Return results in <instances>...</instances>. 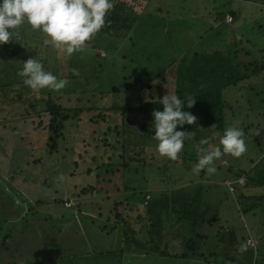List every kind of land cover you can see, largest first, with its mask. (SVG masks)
Masks as SVG:
<instances>
[{
  "label": "rangeland",
  "instance_id": "374dc122",
  "mask_svg": "<svg viewBox=\"0 0 264 264\" xmlns=\"http://www.w3.org/2000/svg\"><path fill=\"white\" fill-rule=\"evenodd\" d=\"M115 1L118 5L124 2V0ZM222 1L219 0V6ZM233 1L229 4L230 6L236 5L235 0ZM168 3L171 4V7L168 8L170 11L167 20H163L162 17L167 13ZM157 7L162 8L163 11H155L154 9ZM214 7H216L214 0H152V2L142 0L139 5L134 7L135 9L131 10V12L136 10L134 13L137 17H134L139 18L141 25L133 28L129 34L130 37H127L125 42L120 44L117 40L108 41V39L105 40L106 38L96 43L91 41V45L98 46V50L85 46V42L78 51H74L70 55L66 54L61 46L45 43L46 36L38 29H31L27 24V40L24 42L15 40L13 44L10 42L8 47L17 50V57L15 56L11 68L10 64L8 68L5 67L6 69L0 67V69L2 68L0 79L3 77L6 80L16 81L19 78L17 75L22 62L29 57L37 60L43 57L48 60L45 63L41 60L43 69L52 74L55 69L58 70L56 72L58 77H56L66 80V84L60 90L39 89L35 96L58 95L65 107H80L87 111L82 113L81 117L84 120L81 119L77 125L71 120L69 121L71 124L69 122L66 124L63 137L59 138L58 148L53 153H49L46 145V131L35 129L30 123L31 120H23L24 117L21 113L23 110L20 106L11 108L14 102L9 101L10 94L7 93L3 99H6V103L11 104L7 105L4 101L2 102L1 98L0 262L11 260L13 257H18L14 260L20 262L19 257H23L24 260L27 259L31 263L38 261L45 264H85L89 260L93 261V264H98L99 256L103 254L104 257L108 256L109 262L100 264H126V257L118 255L115 258L114 255H111L114 257L113 259L121 260L118 263L110 259L111 256L108 254L123 247L121 232L116 233L115 229L110 233L107 232L108 227L114 228L115 224L112 223V220L116 222L115 213L119 211L126 217L127 222L123 227L128 230L130 236H134L136 244L133 247L139 251L140 244L144 245L146 240L156 237L152 236V232L150 233L146 228L151 225V221L149 220L150 215L147 214V205L143 200L153 202V199L156 198L157 201L163 202L159 208H162L161 212H164L168 207L164 193L166 196L169 195L168 191H165L166 187L170 186L174 190L189 185L191 182L200 183L202 202H210L212 210L208 214L213 213V209L218 210V219L199 229V232L196 233H200L202 236L197 237L196 240L194 231L182 232L181 236H170V251L176 253L184 251L191 254L193 251L197 252L195 246H198L199 243L198 247L204 251L200 250L206 252L207 261H211L213 264H245L247 262V258L245 259L243 255L239 258V252L236 253L238 255L236 256L232 251L221 246L220 238L226 236V232L231 226L235 228L239 236L244 235V228H246V235L251 237L254 247L257 246L249 224L254 226V231L259 232L258 227L262 226L260 216H253L251 213L243 215L239 212L238 204L232 199L234 196L237 198L245 187L247 190L244 193L247 196L256 195L261 191V187L247 184L248 186H242L239 190L228 188L229 191L235 193L233 194L228 192L224 179L228 176L226 173L229 166L232 167L233 172H239L238 165L240 163L248 168L250 164H248L247 157L255 151L258 152L255 147L251 148L246 145V151L238 157L231 156L230 163L221 159L224 158L222 154L214 161L215 173L207 174L204 170H200L199 173L192 171L199 155L194 139L186 138L182 151L179 152V155L184 156V151H186L188 157L185 158H189L190 154L196 155L193 162L187 161V159L183 161L179 155L175 160L162 157L155 151L153 145L144 144L141 141L134 143V140L126 144V152L130 155L134 152L135 155V151H139L142 145L140 160L143 163L136 162L134 165L139 167L138 170L130 172L129 170L124 171L123 167H120L122 166L120 158L122 147L108 149L101 143V133L107 125H96L89 121L92 114L101 112L102 109L113 106L135 108L138 106L137 102L140 98L143 100L147 99L148 94L156 95L158 91L155 87L149 91L145 89L136 92L138 84L133 85L132 81H127L125 78L131 76V80H134L135 74L143 72L147 79L154 78L156 80L161 77L163 72L169 73L171 68L174 69L179 64V60L185 52H190L202 44L203 41L199 35L205 33L206 29L211 26L213 16L210 10ZM228 8L225 7V9ZM235 8H239L242 12H240L234 29L239 35H244L245 44L249 45L246 41L251 40L253 44L264 46V37L254 30L259 24L262 26L264 24V4L240 2ZM230 18H232L231 15L226 17L225 22L233 25V19L230 20ZM150 24L154 25L152 30H148L151 28ZM212 26L216 29V27L221 28L225 25L217 26L213 23ZM41 43H44L41 53H35L33 48L34 50L37 48L33 46H39ZM2 50L0 49L1 57L5 55L8 59L11 50L9 53L7 51V54L6 52L4 54ZM25 52L30 54L26 55ZM97 52L100 53L99 56L96 55ZM256 56L259 57V55ZM242 60H249L245 51L241 52ZM5 79H1V81H5ZM20 80L21 78L18 79V81ZM112 87H119L120 91L115 92ZM31 94L25 92L22 97L28 95L26 98L29 99ZM224 97L227 102V127H239L240 124L242 126L251 125L246 128L240 127L244 133L243 139L251 141L252 136H255L264 148V71L258 77H253L242 82L239 86L226 89ZM8 111L12 113L9 116L6 115ZM143 118L142 114L132 112L126 121L134 119L143 121ZM43 120L46 119L43 118ZM115 120L113 121L115 122ZM113 121L110 123H114ZM113 137L114 135H108L110 142L114 141ZM130 137L134 136L130 135ZM137 145L139 146L137 147ZM263 154L260 153L256 160ZM108 163L114 166L111 167ZM131 170H134L133 165ZM243 180L246 181V178ZM88 185L95 187L93 193L88 192L81 197L74 195V193L77 194L76 191ZM157 186L159 187L157 188ZM64 197L72 198L71 201H90L91 203L86 208H97L103 214H108L110 220L105 219V216H102L101 219L98 217L85 218L83 215H78L79 213L75 217L74 208L67 209L61 201H58ZM15 201H21L24 211L27 213L30 210L38 212L35 222L38 221L37 217L40 220L36 223L35 230L26 231L25 228H22V220L18 211L15 213ZM23 201L28 203V206ZM95 201H104L105 204H97ZM157 201L155 202L157 203ZM196 206L199 207L198 204ZM109 210L112 212L110 213ZM56 212L57 214H55ZM62 215H65L64 219L61 218ZM165 219L166 216L163 217V223H159L158 228L156 227L155 234L158 236L169 225ZM101 226L102 228L98 230ZM151 229L154 231L155 228ZM158 236L156 238L160 241ZM5 238L7 241H5V247L8 249H2L1 243ZM191 238L193 244L195 242L196 245H191L192 243L188 245ZM26 240L29 241L28 243L32 241V246L31 244L27 245ZM156 245L154 243L149 246L152 247L150 249L155 253L154 256L160 257L157 247L160 248L161 243L158 242ZM36 248H38V252L34 254ZM128 248L130 247L128 246ZM163 248L164 246L161 249ZM198 252L200 253V251ZM136 254L138 257L141 256L139 252Z\"/></svg>",
  "mask_w": 264,
  "mask_h": 264
},
{
  "label": "trees",
  "instance_id": "16d2710c",
  "mask_svg": "<svg viewBox=\"0 0 264 264\" xmlns=\"http://www.w3.org/2000/svg\"><path fill=\"white\" fill-rule=\"evenodd\" d=\"M150 1L152 2V0ZM112 2L113 7L105 16L104 25L98 32H96L90 39L86 41L85 46L93 49L96 48L98 50V46H92L91 41L96 43L103 38H106L105 40L108 39V41L117 40L121 44L122 42L126 41L127 37H130L129 34L132 32L134 27L141 25V22H139V18H136V10H134L133 12H131V10L135 9L134 7L139 5L142 0H124V2H122L123 4L119 5L115 3V0H112ZM214 2L216 7L210 10V12H212L211 15L213 16V19L211 18L212 24L206 29L205 33L199 35L201 41H203L202 44H200L190 52H185L180 58L179 64L174 69L171 68L169 73L167 71L163 72V74H161V77L157 78L156 80L154 78L147 79L143 72L135 74L136 78H134V80H131V76H127L125 78L127 81H132L131 84L133 85L138 84L136 92H140L145 89L149 91L155 87L158 91L156 95L148 94L147 99L143 100L140 98L137 102L138 106L135 108H117L113 106L111 108L108 107L106 109H102L101 112H97L96 114H92L90 116L89 121L92 124L107 125L105 130L101 133L102 138H100L101 143H103L106 148L116 149L119 146L122 147V154L120 155L122 166L120 167H123L124 171H137L139 167L135 166L134 164L136 162L143 163V161L140 160L142 158V152L140 151L143 149L142 145L139 151H135V155L133 154L134 152L130 155V153L126 152V144L128 142L135 140L134 143H138V141H141L144 144H150L155 147L156 141L152 138L154 129L152 127L151 114L153 110H162V105H160L159 99L163 95L168 93L176 94L182 100L187 97L195 99L194 104L191 108H187L186 106L182 107V110L188 111L190 114L196 117L194 123L192 125L184 124L183 126H178L176 130L188 131V133L186 134V138L194 139V144L199 145V142L203 139L206 140L207 143L202 147L217 146L219 135H221L224 128L227 127V102L224 97V91L226 89H231L235 86H239L242 82L250 80L253 77H258L260 76V73L264 71V46L253 44L251 40H247L246 42L249 45H246L244 35H239L234 29L236 27V21L239 19L240 12H242L239 10V8H235L237 3L246 2L248 4H264V0H235L236 5L234 6L229 5L230 3L234 2L233 0H223L221 6L218 5L219 0H214ZM167 6V13L164 17H162L163 20H167L168 13L170 11V9L168 8L171 7V4L168 3ZM130 7L132 8L129 9ZM225 7L229 8L225 9ZM154 10L159 12L163 11V9L160 7H157V9ZM229 15H231L233 19V25L231 23L225 22V18ZM213 23L217 24V26L219 24H224L225 26L221 28L216 27V29H214L212 26ZM149 26L151 28H148V30H152L154 28V25L152 26L150 24ZM26 27V23L21 24L15 30V34L9 39L7 43L0 44V49H3L2 51L4 54L5 52L7 54V51L9 53V51L11 50L8 59L5 55H2V57L0 55V67L8 68L10 64L11 68V64L13 63V61H15L14 59L17 55V50L15 48L8 47V45L11 43L13 44L15 40H17V42L18 40L23 42L26 41V35L28 34ZM254 30L256 32H259L261 37H264V24L263 26L259 24V26L255 27ZM43 45L44 43H41L39 46L34 45L33 47L37 48V50H34L33 48V51L35 53H41ZM242 51H245L246 56L247 58H249V60L241 61ZM25 53L26 55L30 54L29 52ZM96 55L99 56L100 53L97 52ZM256 55H259V57H257ZM41 58L43 57H40L39 62H41V60L44 61V63L48 61L44 58ZM57 71L58 70L55 69L53 75L57 76ZM6 75H8V73H6ZM17 76H19V78H17L16 81L10 79L6 80L3 77L1 79H5V81H1L0 79V101L1 98L3 99V96H5L7 93L10 94L9 101L14 102L11 108H17L20 106L23 110L21 112L22 116L24 117L23 120H31L30 123L34 126L35 129H44V131H46V145L49 153H53L58 148L59 138L63 137V130L65 129L66 124L71 120L73 122H76L75 125H77L82 119V113L87 110L80 107H65L58 95L45 94L41 95V97H36L35 95H37L38 90L29 89L22 83L23 77L19 74ZM20 78L21 80L18 81V79ZM112 90L118 92L120 91V88L112 87ZM25 92L32 93L31 95H29L31 99L26 98V96L28 95L22 97ZM3 101L6 103V99H3L2 102ZM18 101L21 103H19ZM6 104L8 105L11 103L7 102ZM91 109L94 108L91 107ZM91 109H89V111H91ZM119 109L120 113L118 114ZM132 112L135 114H142L144 117L143 121L135 119L133 121H126V118ZM10 114L12 113L8 111L6 115L9 116ZM43 118H45L46 120H43ZM116 118H118L119 120L116 121ZM113 120H115V122ZM111 121H113L114 123L111 124ZM69 124L71 123L69 122ZM240 127L246 128L251 127V125L242 126V124H240L239 128ZM110 134L111 136L114 135V141L111 140L112 142H110V140L108 139V135ZM130 135H133L134 137L131 138ZM244 142L245 145H249L251 146V148L255 147L258 152L255 151L252 155H249L247 157V160L249 161L248 164H250L248 165V168L240 163L238 165L239 172H233L231 170L232 167L229 166L226 173V175L228 176L224 179V181L225 185L227 186V190L228 188L239 190L242 186H246L247 184L261 187V191L259 193H257L256 195L253 194L248 196L244 193L247 188L243 187L244 189H242L241 194H239L237 198H235L234 196V199H231L233 202L238 204L239 212H241L243 215H247L249 213H251L253 216L259 215L260 219L262 220V226L258 227L259 232H256L254 231V226L249 224L252 237L255 238L257 243L256 247L247 244V241L251 240V237L246 235V228H244V235L239 236L238 232L232 226L227 230L226 236L220 238V242L222 243L221 246H224V248L232 251L234 255H239V258L242 257V255L245 259L247 258V262L245 264H264V154L259 157L258 160H256L260 153H264V148L262 146L263 144L258 142L255 136H252L251 141L244 140ZM138 146L139 145H137V147ZM184 152V156L179 155V153L177 155H179V157H181L183 161H186L187 159V161L193 162L196 155L190 154L189 158H185L188 156L186 154V151ZM223 155L224 158L221 159H224L230 163L232 160L230 158L231 155ZM109 165L111 167L114 166L113 164ZM132 165L134 170H131ZM222 166L227 167L228 165ZM242 178H246V181L243 180V182L240 183V180ZM199 184L200 183L191 182V184L189 185L182 186L174 190H172L170 186L166 187L165 191H168L169 195L166 196V193H164V198L166 199L165 201L168 202V207L164 212H161L162 208H159L160 204H162L163 202H160L159 200L157 201L156 198L153 199V202L144 201L145 199L143 200V202H145V205H147V214L150 215L149 220L151 221V225L148 227L146 226V228L149 229L150 233L152 232V236H158V234H155V231L157 230L156 227L158 228L159 223H163V217L166 216L165 220L169 222V225L166 230L162 231V233H160L158 236L160 237L161 242L158 241L156 237L146 240L144 242V245L140 244L139 251L135 250V247H133L136 244L134 236H130L128 230L123 227V225L127 222L126 218H124L125 216L121 219L122 214L119 211L116 212L117 218H119V225H122L120 229L123 238V247L120 250L111 251L108 254H110V256L114 255L117 257L118 255L124 256V250L129 246L130 248L128 249L132 250L133 252H139L142 254V256L145 257L151 256L153 259L156 256H154L155 253L152 252V250L150 249L152 247H150L149 245L151 244L152 246L154 243L156 245L159 242L161 243V247H157V250L160 257H158L157 260L166 259L170 262L174 261L175 263H178L181 261H190L189 258L191 256L194 257L199 255L200 257H204V260L207 261L208 258L205 257L206 252L197 253L193 251V253L191 254L179 253L181 254L180 256H174L168 253V251L170 252L171 250L170 236H181L182 232L194 231L193 234H195L196 240L197 237L202 236L200 233H196L199 232V229H201L204 225H209L214 220L218 219L217 209H213V213L208 214L210 213V210H212L210 207L211 205L208 201L202 202V188H200ZM158 187L159 186H157V188ZM162 187L164 188V186ZM94 190L95 187L93 185H88L76 191L77 194L74 193V195L81 197L83 195L85 196L88 192L93 193ZM228 192L233 193V191L229 190ZM58 201H65V199L60 198ZM155 201H157V203ZM197 204L199 205V207L196 206ZM256 207L257 210H255ZM151 228H155L154 231ZM113 229L114 228H107V230H109L110 232ZM191 240L192 238L188 242V245H190L191 243V245H196L195 242L193 244V240ZM5 241L6 238L1 243V245L3 246L2 249L7 248L5 247L7 241ZM242 245L244 247L243 251H241ZM162 246L166 248L161 249ZM237 252H239L238 255L236 254ZM99 257L100 261L98 262V264L102 262H109L107 258L108 256L104 257L103 254H100ZM226 259L229 260V258ZM119 262H121V260ZM93 263V261L88 260L85 264ZM2 264L45 263L38 261L31 263L29 260L23 259L21 260V262H15V260H12L4 261Z\"/></svg>",
  "mask_w": 264,
  "mask_h": 264
},
{
  "label": "clouds",
  "instance_id": "9594fccd",
  "mask_svg": "<svg viewBox=\"0 0 264 264\" xmlns=\"http://www.w3.org/2000/svg\"><path fill=\"white\" fill-rule=\"evenodd\" d=\"M112 7V0H0V44L7 43L15 30L26 23L46 36L45 43L61 46L70 55L101 29ZM21 64L18 74L23 77L22 83L31 90H60L66 84V80L45 71L35 58ZM159 101L162 110H153L151 114L155 151L162 157L175 160L188 133L176 130L177 127L192 125L196 119L182 107L191 108L195 99L187 97L182 100L176 94L166 93ZM243 136L242 129L228 126L219 135L217 146L202 147L207 143L202 139L196 146L199 155L192 171L199 173L204 170L212 174L216 171L214 161L222 154L240 156L246 151Z\"/></svg>",
  "mask_w": 264,
  "mask_h": 264
},
{
  "label": "crops",
  "instance_id": "0c3cea01",
  "mask_svg": "<svg viewBox=\"0 0 264 264\" xmlns=\"http://www.w3.org/2000/svg\"><path fill=\"white\" fill-rule=\"evenodd\" d=\"M64 199L65 200H67L68 198H65L64 197ZM72 199V198H71ZM26 202H27V200H26ZM26 202H24L23 201V203H25V205L26 206H28V203H26ZM37 202H40V201H37ZM36 202V203H37ZM63 204H64V201H61ZM71 202H73V205H72V207H70V208H67V209H72V208H74L75 209V217H77L76 216V214L77 213H79L78 215H83L85 218H99V219H101L102 218V216H105L106 218L105 219H107V220H110V218H109V215L108 214H103V212L101 211V210H99V209H97V208H90V209H88V208H86L91 202L90 201H71ZM96 202V201H95ZM107 202H109V201H107ZM112 202H114V201H112ZM97 204H99V203H102V204H105V202L104 201H98V202H96ZM20 205H21V207H20ZM109 206V205H108ZM65 207V206H64ZM14 208H15V213H17V211H18V215H19V217L21 218V220H22V228H25V230L26 231H31V230H35V228H36V223L37 222H39V220H40V218L39 217H37L38 219V221L37 222H35L36 221V218H35V216L38 214V212L37 211H32V210H30V212H28L27 213V211H24V207H23V205H22V203H21V201H15L14 202ZM66 208V207H65ZM114 209V208H113ZM25 212V213H24ZM109 212L111 213L112 212V210H109ZM118 212V211H117ZM55 214H57V212L55 213ZM115 215H116V222H114L113 220H112V223L113 224H117L116 226L114 225V229H115V232L117 233V232H121V227L119 226V218H117V213H115ZM29 216V217H28ZM123 216V215H122ZM127 216H129V215H127ZM26 217H28V219H26ZM64 217H65V215H62L61 216V218L62 219H64ZM124 217V216H123ZM33 218V219H32ZM52 218V217H51ZM124 218H126V217H124ZM25 223V224H24ZM27 223H29V225H27ZM32 227V228H31ZM102 228V226L101 227H99L98 228V230L99 229H101ZM107 232H109L110 233V231L109 230H107ZM121 237H122V233H121ZM26 244L27 245H29V244H31V246H32V241H31V243H28L29 241L28 240H26ZM123 242V241H122ZM199 246V245H198ZM198 246H195V247H197V252L198 251H200V252H202V251H204L202 248H200V247H198ZM164 248H166V247H164ZM206 249H207V247H205ZM31 249V248H30ZM121 248L119 247L118 249H115V250H120ZM132 249V248H131ZM202 251H201V250ZM37 250H38V248H36L35 249V251L37 252ZM114 250V251H115ZM134 250V249H133ZM165 250H167V249H165ZM34 251V254L36 253ZM125 255L124 256H121V257H126V261H127V263L126 264H213L211 261H205L204 260V257H200L199 255L198 256H191L190 258H189V260L190 261H181V262H178V263H170V261H168V262H166V259H159V260H157L158 259V257H154L153 259H152V257L150 256V257H145V256H142V254H141V256L140 257H138V256H136V254H134V253H136V251L135 252H133L132 250H130V249H128V248H126L125 250ZM182 253H185L184 251H181ZM168 253L170 254V255H174V256H177V255H181V254H179V253H176V252H172V251H168ZM193 253V252H192ZM199 253V252H198ZM115 258L117 257V256H114ZM113 256H111V258H112V260H114V261H116V262H118L119 263V259H113L114 258ZM16 258H18V257H16ZM19 259H20V262H21V260H23V257L22 258H20L19 257ZM123 260V259H122ZM172 262H174V261H172Z\"/></svg>",
  "mask_w": 264,
  "mask_h": 264
},
{
  "label": "built area",
  "instance_id": "2783aa9c",
  "mask_svg": "<svg viewBox=\"0 0 264 264\" xmlns=\"http://www.w3.org/2000/svg\"><path fill=\"white\" fill-rule=\"evenodd\" d=\"M231 19H232V18H230V20H231ZM242 182H243V178L240 180V183H242ZM231 189H232V188H231ZM72 205H73V202H71V199H67V200L64 201V206H65L66 208H70V207H72ZM247 244H249V245H251V246H254L251 240H248V241H247Z\"/></svg>",
  "mask_w": 264,
  "mask_h": 264
},
{
  "label": "flooded vegetation",
  "instance_id": "af4514ba",
  "mask_svg": "<svg viewBox=\"0 0 264 264\" xmlns=\"http://www.w3.org/2000/svg\"><path fill=\"white\" fill-rule=\"evenodd\" d=\"M16 257H13V259L11 258V260H2L1 262H0V264H2L4 261H12V260H14Z\"/></svg>",
  "mask_w": 264,
  "mask_h": 264
}]
</instances>
